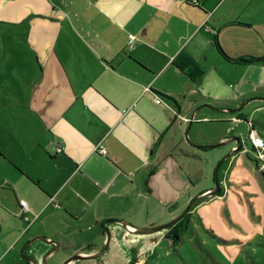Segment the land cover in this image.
<instances>
[{
    "label": "crops",
    "instance_id": "crops-1",
    "mask_svg": "<svg viewBox=\"0 0 264 264\" xmlns=\"http://www.w3.org/2000/svg\"><path fill=\"white\" fill-rule=\"evenodd\" d=\"M61 1L62 8L31 0L33 12L25 13L34 62L20 63L19 73L29 86L27 106L46 134L38 139L40 153L29 151L23 136L0 149V264H30L24 249L38 236L60 250L68 247L49 264L95 254L106 240V223L112 229L109 256L120 229L144 262L152 249L143 244L150 239L113 220L157 226L213 188L216 166L235 144L205 150L193 143L216 144L236 135L239 125L249 130L250 103L232 113L219 109H238L260 96L264 0H195V6L80 0L77 9ZM231 79L232 94L223 93ZM21 109L15 117L22 120ZM4 116L18 130L11 115Z\"/></svg>",
    "mask_w": 264,
    "mask_h": 264
},
{
    "label": "rangeland",
    "instance_id": "rangeland-1",
    "mask_svg": "<svg viewBox=\"0 0 264 264\" xmlns=\"http://www.w3.org/2000/svg\"><path fill=\"white\" fill-rule=\"evenodd\" d=\"M49 1H56L60 8L65 6L61 0ZM67 1L72 2L75 9L82 3L80 0ZM26 11L33 12L31 0H0V149L6 142L22 141L23 136L27 149L40 153L38 139L45 136L46 129L27 106L29 86L26 84V77L19 73L20 63L34 62L30 56L31 23L25 15ZM22 15L26 18L23 17L21 21H1L9 17L16 19ZM16 80L23 84L19 86ZM233 84L234 79L229 80L227 86L230 89L222 88V92L232 94ZM258 87L260 96L252 97L264 98V85ZM22 93L24 100L20 97ZM246 102L247 100L243 104ZM248 106L254 113L246 120L247 123L255 124V131L264 136V109L256 108L264 106V103L253 101ZM16 108H22L21 111L26 114L22 120L15 117ZM5 114L11 115L13 125H18V130L10 126ZM252 119L255 123H252ZM237 128L236 133L245 139L248 126L239 125ZM24 157H27L26 153ZM219 162L213 174L214 180H211L212 189L216 188ZM263 163L264 159L249 146L244 147L238 156L228 158L218 170L221 193L205 198V206L193 211L192 227L184 233L180 242L177 238H165L163 231L144 235L150 241L143 246L148 250L152 249L144 262L141 261L143 257L139 249L130 246L132 242L129 244V237H121L119 229L121 238L119 237L117 250L112 256V264H264V174L260 169ZM63 178L60 177L55 183H61ZM21 195L24 196L25 192ZM153 217L151 214V221ZM167 217L159 220L158 226L169 223ZM114 226L113 229L120 228ZM109 231L112 234V229L109 228ZM28 244L24 249L25 260L33 258L43 261V264L45 256L55 248L43 240ZM106 244L107 240L99 247L103 248Z\"/></svg>",
    "mask_w": 264,
    "mask_h": 264
},
{
    "label": "water",
    "instance_id": "water-1",
    "mask_svg": "<svg viewBox=\"0 0 264 264\" xmlns=\"http://www.w3.org/2000/svg\"><path fill=\"white\" fill-rule=\"evenodd\" d=\"M255 61L259 62V61H261V59H256ZM253 101H262V102H264V98H260V97L252 98V99L248 100L245 104H243L238 109H229V108L228 109H223V108H221L219 110L226 111L228 113H232V112H235V111H237L239 109H243L244 107H246L249 103H251ZM205 107L215 108L212 105H206ZM194 116H195V114L193 115L192 121L194 119ZM188 132H189V128H188V130L186 132L187 136H188ZM232 143L235 144V147H233L230 152H228L227 154L224 155L222 160L219 162L218 169L216 170V188L215 189H210L205 194H203V195L197 197L196 199H194L186 207V209L180 214V216H178L177 218L173 219L171 222H169L167 224H164V225H160V226L157 225V226H151V227H137V226H134L130 222H126L125 220H113V222L122 225L124 228H126L128 230H129V227L134 229L133 232L136 233V234H144V235L157 233V232L165 230L166 228L170 227L171 225L177 223L178 221H180L183 218V216L186 213H188L192 209V207L199 200L207 198V197H210V196L219 195L221 193V187L222 186L220 185V183L218 181V170H219V167L228 158L234 157L235 155L239 154V152H241V150L245 147L244 142H243V140L241 138V135H238V134H236L234 136H231V137H228L225 140H223L221 142H218L216 144L201 145V144L193 143V145L195 147L202 148V149H205V150L222 148V147L228 146L229 144H232ZM106 225H107V223H106ZM106 225L104 227H106V235L108 236L107 240L109 241L110 238H111V234H110L109 228ZM37 240H43V241L49 242L52 245H55V248L50 253H48L45 256V258H44V263L45 264H49L48 263V258L55 256L60 251V246H58V243L55 242V241H49V239L47 237H45V236H38V237L34 238L32 241H30V243L28 245H31L32 243H34ZM107 247H108V245L106 244L98 253H95V254L84 255V254L78 253V254L74 255L72 258H70L69 260H67L64 264H71L72 261H75L77 259H79V260L80 259H84V260H91V261L95 260V259H98L107 250ZM26 259H27L28 262H30V264H36V261L33 258H26Z\"/></svg>",
    "mask_w": 264,
    "mask_h": 264
},
{
    "label": "flooded vegetation",
    "instance_id": "flooded-vegetation-1",
    "mask_svg": "<svg viewBox=\"0 0 264 264\" xmlns=\"http://www.w3.org/2000/svg\"><path fill=\"white\" fill-rule=\"evenodd\" d=\"M251 131H255V128L252 126L251 128L249 127V130H248V134H247V137L245 138V139H242L243 140V142H244V145H245V147L246 146H249L250 147V149H252L253 151H255V148L250 144V142H249V134H250V132ZM212 189V188H211ZM210 190V189H209ZM209 190H207V191H209ZM206 191V192H207ZM205 192V193H206ZM204 193V194H205ZM203 195V194H202ZM201 196V195H200ZM197 198V197H196ZM196 198H193L192 200H191V202L194 200V199H196ZM202 200H205V198L204 199H202ZM190 202V203H191ZM199 202V201H198ZM198 202L192 207V209L188 212V213H186L184 216H183V218L180 220V221H178L177 223H175V224H173V225H171L170 227H168V228H166L165 230H162L163 231V234L165 235V238L166 237H169V238H172L173 240H176V238H177V240H178V242H179V240L183 237V235H184V233H186V232H188L189 230H190V228L192 227V213H193V211L196 209V207H197V204H198ZM188 206V205H187ZM186 206V207H187ZM186 207L181 211V212H179L178 214H176V215H173L169 220H168V222H170V221H172L173 219H175V218H177L178 216H180V214L186 209ZM126 222H128V221H126ZM106 232V229H104V233ZM147 238V237H146ZM108 239V236L106 235V240ZM105 240V241H106ZM148 240H149V238H148ZM147 239H146V241H148ZM111 238H110V240L108 241L107 240V245H108V247H107V250L102 254V256L100 257V258H98V259H95V260H84V259H80V260H84V263L83 264H112V257H110L109 256V254H108V252L111 250ZM104 243V242H103ZM101 248L102 247H100L99 249H98V252L101 250ZM68 251V247H66V248H62L57 254H59V255H65V253ZM97 252V253H98ZM69 253V252H68ZM81 254H83V252H80ZM56 254V255H57ZM74 255H76V254H70V255H68V257H67V260H69L70 258H72ZM85 255V254H84ZM86 255H88V254H86ZM66 260V261H67ZM73 262V261H72ZM71 264H74V263H71Z\"/></svg>",
    "mask_w": 264,
    "mask_h": 264
},
{
    "label": "built area",
    "instance_id": "built-area-1",
    "mask_svg": "<svg viewBox=\"0 0 264 264\" xmlns=\"http://www.w3.org/2000/svg\"><path fill=\"white\" fill-rule=\"evenodd\" d=\"M178 1H185L190 4H195V0H178ZM130 39H133V35L129 36ZM132 43V41H130ZM154 103L156 106H160L162 103V100L160 98H155ZM250 128L253 126L252 124H249ZM249 142L250 144L255 148V152L259 153L260 158L264 159V138L260 135H258L255 131H251L249 134ZM99 152L101 154H106V149L103 147H100ZM260 169L264 172V163L260 166ZM22 210H23V215H26V212L28 211V204L25 200L20 201ZM27 220V219H26Z\"/></svg>",
    "mask_w": 264,
    "mask_h": 264
},
{
    "label": "trees",
    "instance_id": "trees-1",
    "mask_svg": "<svg viewBox=\"0 0 264 264\" xmlns=\"http://www.w3.org/2000/svg\"><path fill=\"white\" fill-rule=\"evenodd\" d=\"M194 6H195V4H194ZM222 53L226 56V54L224 52H222ZM250 59H251V60H249L250 62H253L254 61V58H250ZM233 61H236V60H233ZM262 173L264 174V172H262Z\"/></svg>",
    "mask_w": 264,
    "mask_h": 264
}]
</instances>
